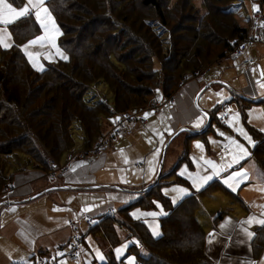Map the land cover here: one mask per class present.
<instances>
[{
  "label": "trees",
  "instance_id": "trees-1",
  "mask_svg": "<svg viewBox=\"0 0 264 264\" xmlns=\"http://www.w3.org/2000/svg\"><path fill=\"white\" fill-rule=\"evenodd\" d=\"M24 1L16 0L14 6L22 7ZM244 1L203 0L205 12L201 13L193 0H178L172 7L166 6V0H141L140 4L136 0H48L61 29L59 46L67 59L48 63L42 71L22 51V45L41 32L38 22L33 15L14 22L10 26L13 46L0 50V192L21 171L19 158L25 159L23 165L35 164L39 172L52 171L75 148L74 124L83 133L82 148L89 149L117 117L149 108L157 93L163 98L175 95L185 76L194 78L226 58L228 51L249 36L252 18L243 27L235 20L220 21V13L230 16L231 8ZM253 2L264 8V0ZM161 28L169 30L168 39L162 37ZM99 83L107 87L112 102L90 103L86 98ZM230 103H236L246 124L249 102L233 99ZM222 109L223 105L216 107L210 126L194 137L210 132ZM247 128L253 139L251 159L264 170V134ZM188 155L187 149L174 170L163 172L141 198L121 208L118 215L99 217L90 231L117 247L123 242L118 228L124 229L123 240L131 243L127 256L135 254L138 264H213L197 213L207 196L218 192L236 195L216 180L174 204L162 187L171 183L172 176L175 182L189 186L177 176ZM3 158L8 164H3ZM156 202L166 212L160 219L159 238L131 215L134 208L156 210ZM225 215L221 211L214 216L215 227ZM252 246L258 258L264 249V226L255 230ZM108 264L125 263L111 253Z\"/></svg>",
  "mask_w": 264,
  "mask_h": 264
},
{
  "label": "crops",
  "instance_id": "crops-1",
  "mask_svg": "<svg viewBox=\"0 0 264 264\" xmlns=\"http://www.w3.org/2000/svg\"><path fill=\"white\" fill-rule=\"evenodd\" d=\"M257 5L259 4L257 3ZM32 15L35 18L34 11ZM248 22L249 19L246 25H241V23L240 25L246 27ZM12 24L7 26L0 24V29L7 27L11 33V41H9L11 47L14 44L10 29ZM45 34L44 29L41 28L38 37ZM29 41L22 45L24 54L25 45H28L27 51L30 53ZM1 49L8 48L0 46ZM26 56L30 61L29 56ZM48 56V50L42 53L37 51L33 54V59L43 68L48 63L62 59L57 54L51 55V59L46 58ZM65 56L67 57V54ZM246 57L253 61L250 66L243 65L242 58L237 60L223 58L206 70L201 77L188 80L186 85L180 87L174 95L175 107L165 98L158 96L163 105L162 113L159 115H156L151 108L139 110L134 132L127 137L129 138L128 142L123 144V148H118L117 142L121 143L123 138L127 139L126 136L115 142L104 154L88 161L72 164L69 171L58 173L55 180L46 173L37 170L18 172L13 181L16 186L14 192L0 194V264H34L38 255L46 254L56 246H62L68 250L75 236H80L82 240L81 257L64 256L56 264H108L111 253L117 261L122 259L125 261L128 257L127 253L118 255L117 249L126 243L124 246L127 247L128 252L131 243L125 240L119 246L112 247L102 234L94 235L90 231L85 218H93L96 222L99 217L108 215L109 209L119 210L137 201L156 183L163 172L170 173L174 170L187 149L188 160L181 163L177 176L189 183L188 187L192 193L198 192L192 186L191 181L187 179V173L184 176H181L180 173L185 169L187 172L196 173L197 164L202 165L192 153L191 141L196 138L194 135L203 133L206 128L207 114L211 116L221 102H216L217 105L213 108L208 99L203 100L207 92L211 88L219 86L222 87L219 92L223 93V98L229 96V100L222 104L224 114L220 123L223 126L227 125L229 110L233 104L230 102L233 99L244 101V104L249 102L246 114L251 106L264 104V89L257 83V81L264 82V77L261 76L264 68V31L263 41L250 49L246 53ZM30 63L33 64L32 61ZM237 109L239 110L238 107ZM146 113L149 114L147 118H145ZM197 117H203V123L199 128L194 127ZM225 117L226 123H223L222 119ZM142 120H145L147 124L144 125ZM245 126L253 127L248 123L247 116ZM179 129L183 132L188 131L190 134L182 140V147L175 149L176 153L168 157L172 142L178 137L174 138V134ZM255 129L264 134L263 131ZM163 135L165 136L163 137ZM170 137H172L171 140H169ZM190 137L193 138L190 139ZM165 145V151L162 153ZM223 149L226 150V147ZM115 154L127 159V163L123 161V170H128V168L138 170L136 166H139H135V163L142 162V157L153 161L157 157V165L153 164L150 171L148 164L143 178L141 176L134 178L125 174L122 179H115L113 173L118 175L117 169L120 167ZM110 158L113 163L109 162ZM250 163L252 170H247L249 179L241 183L236 191H230L231 189L222 183L223 176L215 177L209 182L210 184L218 180L227 190L230 189L229 191L236 195L218 192L210 196L209 198H213L216 202L209 208L213 214L211 220L208 218L202 221L198 212L199 221L207 233L206 252L213 260V264H264V249L260 256L255 258L252 246L255 228L264 226L258 222L264 219V178L261 177L264 170L258 167L252 159ZM73 167H75L74 171ZM203 167L206 166L202 165ZM211 171L212 169L207 167V172L204 174H210ZM173 177L168 180L170 181ZM189 189L188 194L190 193ZM250 193L253 194L250 195ZM188 194L184 196L186 197ZM220 194L226 196L221 197ZM75 200L79 201L82 208L77 209L74 205ZM203 201L204 199L202 205ZM251 201L257 205H251ZM156 204V210L145 211L135 208L131 215L134 219L143 221L149 227L152 235L159 238L161 235L160 219L165 216L166 212L159 203ZM224 208L231 209V211H225L226 215L215 227L214 216ZM152 212L157 215H144ZM250 217H254L252 223H242ZM244 229L254 235L249 237ZM154 230L159 234L154 235ZM118 231L120 234L119 229ZM100 255L103 256V259L99 258ZM124 263L128 264V262ZM135 264H138L136 258Z\"/></svg>",
  "mask_w": 264,
  "mask_h": 264
},
{
  "label": "rangeland",
  "instance_id": "rangeland-1",
  "mask_svg": "<svg viewBox=\"0 0 264 264\" xmlns=\"http://www.w3.org/2000/svg\"><path fill=\"white\" fill-rule=\"evenodd\" d=\"M138 3L141 1V0H136ZM178 0H166V6L169 5L170 7H172V5L174 3H176ZM24 3L26 4L27 3V0L24 1ZM140 4V3H139ZM193 4L196 8H198V11L201 12V13H204L205 12V7L203 6V0H193ZM257 2H253V0H245L244 2H239L236 4L235 7H232L231 10H230V16H225V14H222L220 13L221 17H219L220 21H224L225 24H229V22H231L232 20L234 21H237L239 24L241 23V25H246L247 24V21L250 17H252L253 15V6L255 5L256 6ZM44 7H46L50 13V16H51V19L46 21L48 24H49V27H51V20H54L55 21V24L56 26L58 27L59 29V34H55V33H47L45 35H42V36H45L46 39L43 40V41H39L37 44L35 45H30V53L33 55L34 53H36L38 51V53H42L43 51H46L48 50V54L50 55H56V49L52 47L51 43L49 42V39L47 38L49 35H55V42H56V46L60 49V51L65 55V51L60 48L59 46V38L61 36V29H60V26L57 24L54 16L52 15L48 5H47V0H45V3H44ZM139 7V6H137ZM170 7H168L167 9H170ZM256 7H260V5H257ZM262 11H263V14H264V8H261ZM144 10V9H143ZM34 11V10H33ZM143 13L145 14H153L152 11H146L144 10ZM44 14L42 13V16ZM224 17V18H223ZM39 24V23H38ZM162 30L161 32L164 33V35H162V37L164 36L165 39H168L169 38V30L168 29H160ZM40 35V33L30 39L33 40L35 38H37L38 36ZM252 49V48H251ZM37 66L39 67V64L38 62L36 63ZM33 65V64H32ZM243 65H245L243 63ZM37 68V67H35ZM44 69V68H43ZM205 72V71H204ZM204 72H201L199 75V77H201V75H203ZM263 72H264V68H263ZM193 78V77H192ZM190 78V79H192ZM189 79V80H190ZM183 86H180V87H184L186 85V83L182 84ZM260 87V86H259ZM222 87H215V88H211L210 91L207 92V94L204 96L203 100H206L208 99L209 100V103L210 105H213V108L217 105L218 101H221L219 103V105L221 106L223 104V102L225 101H228L229 100V96H226L223 98V93L222 92H219V90L221 89ZM158 96L162 97L160 93H157ZM219 94V95H218ZM157 96V95H156ZM174 96V95H172ZM86 98L89 99L90 103L91 102H95V101H99V100H104V99H108L109 102H112V99H111V93L109 92V90L107 89V87L103 84V83H99V84H96L95 86L91 87L88 94L86 95ZM222 99V100H221ZM169 102V101H167ZM171 102H175V100L173 99V101L171 100ZM170 102V103H171ZM217 102V103H216ZM172 104V103H171ZM215 104V105H214ZM231 107L230 110H229V115H228V121H227V125L226 126H223L221 123H220V119L222 118L223 116V111L220 110L218 113H217V117H219V120H216V121H213L212 122V130L208 133H206L204 136H199V137H196L194 138L192 141H191V150H192V153H194V155L196 156V158L199 160V162L204 165V162L203 160H201V157H203L205 160H213L215 161L217 164H221V163H224V162H227V161H231L232 159V155L231 153L235 152V148L234 146L230 145V142H229V139L228 138H231V139H234L236 140L237 142L243 144L245 146V148H247L248 150V157L242 159L239 163H235L232 165V167L230 169H228V171L226 172H222L220 174V176H223V179L226 178L228 175H230L232 172H235V171H247V170H252V167H251V163H250V158H251V155H252V146H253V139H252V136L251 134L249 133V130L248 128L245 126V123L243 121V118H242V115H241V112L237 109V105L236 103H233L231 104ZM148 108V107H147ZM139 110H135V111H130V112H133L135 113L137 116V112ZM152 111L156 114L155 110L152 109ZM129 113V112H128ZM162 113V111H161ZM159 113V114H161ZM126 114V113H125ZM159 114H156V115H159ZM124 115V114H123ZM123 115L120 117L122 118ZM234 117H237L236 119H234ZM119 118V119H120ZM118 119V120H119ZM117 120V121H118ZM116 121V122H117ZM138 121V120H137ZM247 121L248 123L263 131L264 132V104H259V105H253L251 106V108L247 111ZM115 122V123H116ZM114 123V124H115ZM142 123L144 125L147 124V122L145 120H142ZM112 126L109 127V129L111 128ZM182 129V128H181ZM181 129L177 130L174 134V138L176 136H178L175 141L172 142V148L170 149V151L168 152V157L171 155V154H174L176 153L175 152V149L177 150V148H181L182 147V140H184L188 134H190L188 131L187 132H183ZM240 129H243L244 132H246L248 134V136L251 137V140H252V143L249 144L248 141L245 139V137L241 134L240 132ZM189 130V129H188ZM109 131V130H108ZM160 131V130H159ZM72 132H73V135H74V138L76 140V144H75V148L71 149L69 152H67L66 154L63 155V157L58 161V164H55L53 165L52 167V171H50L49 173H46L47 175L51 176L52 178H54L53 180H55L57 178V174L58 173H62V172H67L70 170L72 164H75V163H78V162H84V161H88L90 159H93V158H96L100 155H94L92 156L91 158L87 159V160H84L85 158H82V160L84 161H81L79 160L77 157H71L70 155L71 154H76L77 153H80L82 151V137H83V133L80 129V127L77 125V124H74L73 125V129H72ZM220 133H223L224 135H220ZM160 134H161V131H160ZM181 134V135H180ZM180 135V136H179ZM165 135H163L164 137ZM128 136H126L127 138ZM162 137V138H163ZM172 137H170L169 140H171ZM121 139V138H120ZM118 139V140H120ZM128 139H124L123 138V141L120 143H118V148H123V144H125L126 142H128ZM165 140V139H164ZM168 140V141H169ZM98 141V140H97ZM96 141V142H97ZM197 143L203 145V148H197L196 145ZM115 144V142L113 143ZM113 144L111 145V147L113 146ZM95 145V144H94ZM111 147H109L108 149H110ZM226 147V150H224L223 148ZM163 151L162 153L165 151V148H166V145L163 147ZM107 149V150H108ZM106 150V151H107ZM104 151L103 154L106 152ZM115 156L117 157V160H118V164H119V168L117 169V174L116 175L115 173H113V176L115 179H122L125 174L128 175V176H132L134 178L136 177H142L145 175V172L148 168V164H149V161H151V167L153 166V164L157 165V157H156V160H148V159H144V157L141 158V161L142 162H137L135 163V166L139 164H142L141 168L140 166L136 168H138V170H135L133 168H128V170L126 169H122V165L124 166V162L125 159L123 158V156H118V154H115ZM224 157V160L222 161L221 160V157ZM162 157V155H161ZM144 159V160H143ZM2 162H4L3 164H8V159H1ZM18 162L17 163H22L21 168H20V172H24V171H28V170H32V167L35 165L33 164L31 167L29 166H26V165H23L25 164V159L23 158H19L17 160ZM109 162H112L113 163V160H111V158L109 159ZM147 164V165H146ZM12 166H14V164H10ZM145 166V167H144ZM206 166V165H204ZM150 167V165H149ZM207 167V166H206ZM34 170H37L38 167L37 166H34ZM210 168V167H208ZM201 170V169H200ZM166 171V170H164ZM198 170H196L195 172H197ZM224 173H227V174H224ZM201 174H204V171L201 170ZM175 177V179H174ZM170 181L168 180V182H171L170 184L168 185H165L163 186L162 188V191L163 193L165 194V190L167 189L168 190V194L166 196H168L172 202H173V197H177V193L176 192H173L172 189L174 187H182V188H186V189H189V187L185 184H180V183H176L175 180H176V176H174ZM222 183H223V180H222ZM224 184V183H223ZM8 185H11L14 187V190H15V185L14 183H9ZM225 185V184H224ZM229 189V188H228ZM13 190V192H14ZM190 190V189H189ZM230 190V189H229ZM3 191V190H2ZM232 191V190H230ZM3 192H0V194H2ZM190 195L192 194L191 190H190ZM188 194V195H189ZM253 193H250V195H252ZM6 195V194H5ZM212 196V195H210ZM210 196H207L206 199H204L203 201V205H202V208L198 211L200 214H199V218L201 217V220L203 221L204 219H210L211 220V216H213L212 212L209 210L210 206L215 204L216 202H214V199L213 198H209ZM221 197H224L226 195L224 194H220ZM185 196H183L182 198H177L176 200V203L174 204H178ZM251 199V198H250ZM157 203V202H156ZM251 205H257L255 202L251 201L250 202ZM74 205L77 207V209H80L82 208L79 201L78 200H75L74 201ZM233 205V203H232ZM228 208V207H227ZM227 208H224L223 211L227 212V211H231V209H227ZM135 209V208H134ZM141 209V208H139ZM120 210V209H119ZM119 210H115L114 208H111L109 209L108 211V215H118V212ZM141 210H144V209H141ZM133 211V210H132ZM147 211V210H145ZM151 211V210H150ZM201 211V212H200ZM198 214V213H197ZM215 215V214H214ZM87 218H90V217H86L85 218V222L88 226L89 229H91L92 227H89L88 223H87ZM72 219H77V218H72ZM98 220V219H97ZM74 221V220H72ZM204 223V222H203ZM258 227L255 228V230L257 229ZM120 230V236L122 238V241L124 242L125 240H123V237L126 236V232L124 229L122 228H118ZM122 230V231H121ZM255 232V231H254ZM82 241V240H81ZM126 243H123L118 249H123V251L121 252L123 255H125L127 253V247L124 246ZM81 246V245H80ZM57 247V246H56ZM55 247V248H56ZM53 248L52 250H50L49 252H47L46 254H40L38 255L36 258L38 257H45V256H48L50 255L54 249ZM81 253H82V249H81ZM81 253H80V256L79 258L81 257ZM120 253V254H121ZM122 255V256H123ZM67 256V255H66ZM131 257H135L136 258V255L135 254H131L130 255ZM128 256L127 259L124 261V262H128V258L130 257ZM64 257V256H62ZM60 257V258H62ZM35 258V260H36ZM58 258L56 260V262L54 264L57 263V261L60 259ZM137 259V258H136ZM35 264V263H34Z\"/></svg>",
  "mask_w": 264,
  "mask_h": 264
},
{
  "label": "snow or ice",
  "instance_id": "snow-or-ice-1",
  "mask_svg": "<svg viewBox=\"0 0 264 264\" xmlns=\"http://www.w3.org/2000/svg\"><path fill=\"white\" fill-rule=\"evenodd\" d=\"M16 3V0H12V2H9V0H0V24L2 25H10L14 23L18 18L21 17H27L29 15L33 14L35 19L40 23L41 28L44 29L45 33H55L59 34V29L55 24L54 20H51V27H49V24L46 22L51 19L50 13L46 7H44L45 0H27V3L24 4L22 7H16L14 4ZM254 10L256 9V6L254 5ZM42 13L44 14L42 16ZM49 39V42L51 43L52 47L56 49L57 55H59L62 59H67V57L60 51V49L56 46L55 42V35H49L47 37ZM45 36L37 37L31 41H29V45H35L39 41L45 40ZM11 33L8 31L7 27L0 29V46H3L4 48L11 47ZM25 48V54L29 56L30 61L33 63V67H37V64L35 60L33 59V55L27 51L28 45L24 46ZM48 59H51V55L46 57ZM38 70H43V66H39ZM261 76L264 77V72H261ZM259 86L264 89V82L257 81ZM219 95V94H218ZM219 102V101H218ZM149 114H145V118H147ZM237 117H234L236 119ZM119 119V117H117ZM203 123V117H197L196 121L194 122V127L199 128L201 124ZM183 130V129H182ZM170 131V129H169ZM241 134L245 137V139L248 141L249 144L252 143L251 137L248 136L246 132L243 131V129H240ZM220 135H224L223 133H220ZM230 145L234 146L235 152L231 153L232 159L231 161H227L221 164H217L213 160H205L203 157H201V160H203L204 165L207 167H210L212 169L210 174H201L202 169L205 173L207 172V167H203L199 163L197 164L198 171L196 173H190L187 172V169L182 171L180 173L181 176H184L187 173V179L191 181L192 186L197 189V191L201 190L202 188H205L210 181H212L215 177H219L222 172L228 171L232 167L233 164L239 163L242 159L248 157L249 153L247 148L239 142H237L234 139L228 138ZM197 148H203V145L197 143ZM155 155V154H154ZM221 160H224V157H221ZM127 159H125V163H127ZM150 165V171L151 169V161H149ZM79 166V165H77ZM75 170V167L72 169ZM261 177L264 178V174H261ZM249 179V174L247 171H235L232 172L230 175H228L226 178L223 179V183L227 185L232 191H236L237 188L241 183H244ZM173 192L177 193V197H173V203H176L177 198H182L184 195L188 194V189L182 188V187H174L172 189ZM165 194H168V190H165ZM159 206V205H158ZM90 210V209H86ZM136 215V214H134ZM144 215H150V216H156L157 214L152 213H146ZM254 217H250L247 221H244L242 223H252ZM260 224L264 225V219H261L258 221ZM245 233L251 237L254 234L247 231V229H244ZM154 235H158L159 233L155 232ZM138 243V242H137ZM123 251V249H117L118 255ZM100 259H103V256L100 255ZM128 264H135V257H129L128 258Z\"/></svg>",
  "mask_w": 264,
  "mask_h": 264
},
{
  "label": "built area",
  "instance_id": "built-area-1",
  "mask_svg": "<svg viewBox=\"0 0 264 264\" xmlns=\"http://www.w3.org/2000/svg\"><path fill=\"white\" fill-rule=\"evenodd\" d=\"M258 10H254L253 8V15H252V25H251V32L248 37H246L244 40L239 42L237 46L233 49L228 51L227 57L230 60H237L239 58L243 59V63L245 66H250L253 61L251 59H248L246 57V53L253 48L256 44L263 41V31H264V14L261 8L256 7ZM198 74L196 77H199ZM189 76H185L183 80L181 81L182 84L186 83L189 80ZM174 96L165 98L166 101L171 102L173 101ZM172 105L175 107V102H171ZM151 109H154L156 114L161 113L163 105L159 101L157 97H155L150 107ZM138 117L135 113L129 112L123 115L122 118H120L110 129L107 133H105L103 136H101L98 141L95 143V145L89 149H82L80 153L71 154L70 156L77 157L79 160L84 161L89 158H91L94 155H100L103 154L104 151H106L111 145L116 142L118 139L123 138L125 136H130L134 132V128L137 124ZM223 123H226V117L222 119ZM82 158H85L82 160ZM142 166V164H139V166ZM140 166V167H141ZM14 187L11 185H8L3 189V193L9 194L13 192ZM87 223L89 227H93L95 225V220L93 218H87ZM72 225H74V222H72ZM80 245H81V238L80 236H75L73 242L69 245L68 250H66L62 246H57L54 251L45 257H38L35 260V264H54L56 260L62 256H70L72 258H79L80 256Z\"/></svg>",
  "mask_w": 264,
  "mask_h": 264
},
{
  "label": "water",
  "instance_id": "water-1",
  "mask_svg": "<svg viewBox=\"0 0 264 264\" xmlns=\"http://www.w3.org/2000/svg\"><path fill=\"white\" fill-rule=\"evenodd\" d=\"M211 124V116L207 114V123H206V128H208ZM206 128L203 130V132L206 130Z\"/></svg>",
  "mask_w": 264,
  "mask_h": 264
},
{
  "label": "bare ground",
  "instance_id": "bare-ground-1",
  "mask_svg": "<svg viewBox=\"0 0 264 264\" xmlns=\"http://www.w3.org/2000/svg\"><path fill=\"white\" fill-rule=\"evenodd\" d=\"M252 21H253V19H252Z\"/></svg>",
  "mask_w": 264,
  "mask_h": 264
}]
</instances>
